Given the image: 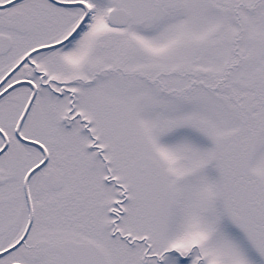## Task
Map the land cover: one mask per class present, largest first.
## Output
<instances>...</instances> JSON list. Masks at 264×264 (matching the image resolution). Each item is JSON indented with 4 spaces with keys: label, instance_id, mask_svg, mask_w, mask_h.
<instances>
[{
    "label": "snow or ice",
    "instance_id": "snow-or-ice-1",
    "mask_svg": "<svg viewBox=\"0 0 264 264\" xmlns=\"http://www.w3.org/2000/svg\"><path fill=\"white\" fill-rule=\"evenodd\" d=\"M0 264H264V0H0Z\"/></svg>",
    "mask_w": 264,
    "mask_h": 264
}]
</instances>
